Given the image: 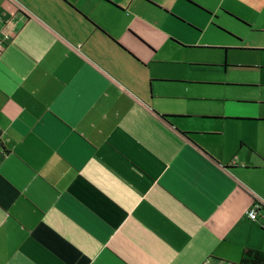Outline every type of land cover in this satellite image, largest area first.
I'll use <instances>...</instances> for the list:
<instances>
[{
  "label": "crops",
  "instance_id": "0c3cea01",
  "mask_svg": "<svg viewBox=\"0 0 264 264\" xmlns=\"http://www.w3.org/2000/svg\"><path fill=\"white\" fill-rule=\"evenodd\" d=\"M217 1L264 37V0ZM181 7L201 8L0 0V264H239L246 247L264 252V112L171 109L153 92L167 82L153 69L165 46L193 47L168 31L186 24Z\"/></svg>",
  "mask_w": 264,
  "mask_h": 264
},
{
  "label": "rangeland",
  "instance_id": "374dc122",
  "mask_svg": "<svg viewBox=\"0 0 264 264\" xmlns=\"http://www.w3.org/2000/svg\"><path fill=\"white\" fill-rule=\"evenodd\" d=\"M190 1L202 9L181 7L186 24L171 22L168 31L193 47L165 46L160 55L170 59L153 69L167 82H158L153 92L163 93L171 109L264 112V49L252 47V41L263 47L264 37L246 32L217 0Z\"/></svg>",
  "mask_w": 264,
  "mask_h": 264
},
{
  "label": "trees",
  "instance_id": "16d2710c",
  "mask_svg": "<svg viewBox=\"0 0 264 264\" xmlns=\"http://www.w3.org/2000/svg\"><path fill=\"white\" fill-rule=\"evenodd\" d=\"M239 264H264V252L246 247L242 251Z\"/></svg>",
  "mask_w": 264,
  "mask_h": 264
},
{
  "label": "built area",
  "instance_id": "2783aa9c",
  "mask_svg": "<svg viewBox=\"0 0 264 264\" xmlns=\"http://www.w3.org/2000/svg\"><path fill=\"white\" fill-rule=\"evenodd\" d=\"M1 149V146H0ZM260 205L258 202L254 201L250 208L247 210V216L251 220H256L258 218V210L260 209Z\"/></svg>",
  "mask_w": 264,
  "mask_h": 264
}]
</instances>
